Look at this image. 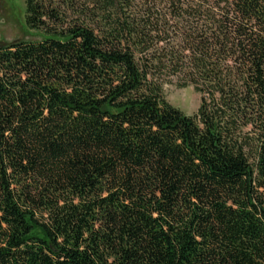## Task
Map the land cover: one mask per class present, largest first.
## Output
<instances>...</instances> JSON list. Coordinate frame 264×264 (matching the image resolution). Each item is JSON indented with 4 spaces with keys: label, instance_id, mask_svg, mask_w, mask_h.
I'll use <instances>...</instances> for the list:
<instances>
[{
    "label": "trees",
    "instance_id": "trees-1",
    "mask_svg": "<svg viewBox=\"0 0 264 264\" xmlns=\"http://www.w3.org/2000/svg\"><path fill=\"white\" fill-rule=\"evenodd\" d=\"M25 13L43 37L0 43V264H264V0Z\"/></svg>",
    "mask_w": 264,
    "mask_h": 264
},
{
    "label": "rangeland",
    "instance_id": "rangeland-1",
    "mask_svg": "<svg viewBox=\"0 0 264 264\" xmlns=\"http://www.w3.org/2000/svg\"><path fill=\"white\" fill-rule=\"evenodd\" d=\"M25 15V0H0V43L36 41L43 37V32L27 27ZM165 96L187 115L197 113L201 104V95L194 87H181L176 79L165 85Z\"/></svg>",
    "mask_w": 264,
    "mask_h": 264
}]
</instances>
